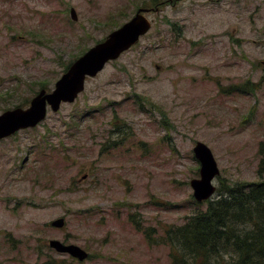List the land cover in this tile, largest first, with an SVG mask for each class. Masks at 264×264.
Masks as SVG:
<instances>
[{
  "label": "rangeland",
  "instance_id": "rangeland-1",
  "mask_svg": "<svg viewBox=\"0 0 264 264\" xmlns=\"http://www.w3.org/2000/svg\"><path fill=\"white\" fill-rule=\"evenodd\" d=\"M139 6L145 33L72 101L0 138V264H176L163 228L206 206L189 184L196 140L219 170L211 197L222 182L259 179L264 0H0V112L52 89Z\"/></svg>",
  "mask_w": 264,
  "mask_h": 264
},
{
  "label": "trees",
  "instance_id": "trees-1",
  "mask_svg": "<svg viewBox=\"0 0 264 264\" xmlns=\"http://www.w3.org/2000/svg\"><path fill=\"white\" fill-rule=\"evenodd\" d=\"M260 153L259 179L220 183L217 196L194 200L205 202L204 208L197 206L181 223L163 228L172 262L264 264V151Z\"/></svg>",
  "mask_w": 264,
  "mask_h": 264
},
{
  "label": "water",
  "instance_id": "water-1",
  "mask_svg": "<svg viewBox=\"0 0 264 264\" xmlns=\"http://www.w3.org/2000/svg\"><path fill=\"white\" fill-rule=\"evenodd\" d=\"M147 10L146 7H137L129 18L109 30L103 39L94 42L73 58L55 79L52 89L46 91L43 87L39 88L25 107L14 106L2 110L0 138L18 129L36 125L45 117L47 108L55 111L61 102L72 101L83 88L86 76L94 75L106 61L116 58L148 30L150 20L145 16ZM69 14L75 19L73 7L69 8ZM192 152L199 163V176L190 178L189 184L193 198L202 201L214 193L215 185L212 179L219 170L210 148L204 142L196 140ZM63 221V217L58 216L51 219L50 224L59 227ZM47 243L55 250L67 252L78 259L87 255L77 244L64 243L57 238H49Z\"/></svg>",
  "mask_w": 264,
  "mask_h": 264
}]
</instances>
